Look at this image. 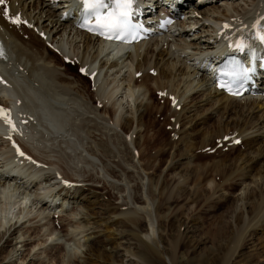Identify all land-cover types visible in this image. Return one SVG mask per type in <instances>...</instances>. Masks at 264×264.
I'll return each instance as SVG.
<instances>
[{
	"label": "bare ground",
	"instance_id": "1",
	"mask_svg": "<svg viewBox=\"0 0 264 264\" xmlns=\"http://www.w3.org/2000/svg\"><path fill=\"white\" fill-rule=\"evenodd\" d=\"M10 1L5 0L4 7L0 5V39L5 45L7 52V55L0 56V108L9 110L14 130L13 126H10L3 118H0V194L7 192L13 194L22 190L24 192L22 194L24 195L20 199L21 201L23 200L22 203L19 201L18 204L9 205L8 209L5 210L2 207L0 208V216L4 215L5 220L9 217L8 215H13L16 208L19 209L16 222L12 223L13 219L11 218V220H8L9 225L6 224V226L8 225L7 227L4 223L0 224V228H3L2 231L4 230L0 232V241L6 235L12 237L20 233L17 238L23 237V247H30L26 249L28 251L27 256H32L30 261H28L30 264H95L94 262L100 259L107 264H115L121 255L119 248H121L122 244L118 241L120 239H127L135 246V251L132 252L130 249L125 248L124 252L126 255L133 256L137 264H163V261L158 257L159 252L153 246L146 244L136 231L141 225L140 212L135 209H128L123 205H109L108 219L111 222L109 225L107 222L102 225L103 221H100V226L97 225L98 222H90V216L87 214L85 206H78L79 208L76 210L72 209L73 211L70 213L72 217L68 221L72 223L75 217L78 227H76L77 229H73L71 236L67 234L66 230L62 232L64 233L63 236L68 237V239L65 238V241L72 243L70 244L71 248L69 246V253L71 251L74 258L70 256L69 259H64L63 246L54 245L49 247V245H46L48 239H52V237L54 238L57 235L58 230L55 228L51 229L49 226L50 228L46 229L49 232L42 239L37 235L38 230L45 225L51 224V222L61 224L64 220H67V218L63 219V217H59L56 210L53 212L52 206L62 193H64L62 196L63 206L67 203H73L71 200L76 199L75 195L82 191V187H72V184L78 181L69 178L63 171L62 173L64 174H60L61 176L59 177H56L58 174L54 175L53 168H49L46 171L44 165L47 162L33 155L34 153L26 148V143L32 142L33 144L38 139L39 142L36 141L35 144H43V139L45 140L49 137L51 132L62 133V136L70 131L80 134L86 128L96 130V127L100 124L102 125L100 128L109 130L118 128L132 143L134 150L137 152V162L140 163V170L145 172L144 174L147 175L149 180V200L151 201L158 196L157 206H154L157 214H162L164 210L165 212L166 210L169 211L172 205L171 200L174 201L176 198L180 199L184 196L186 197V203L191 204V206L196 204L199 198L216 200L217 203L223 201L222 205H227L232 215L230 223H232L231 229L233 230L234 239H236L237 235L240 236V241L241 239H251L256 235L258 230H264V169H253L259 164L260 157L264 156V119L262 120L264 114L260 115V118L254 116L255 114L257 115L255 113L257 110H263L264 113V97L261 93L253 98L248 95L240 99L232 98L220 92L211 82V78L216 72L215 67L220 62L217 60V50L224 52L228 45L227 40L233 34L237 33L239 29L248 30L252 27L250 19L254 18L253 20H255L264 13V0H221L220 4L214 0H207L206 2L200 0L203 3L195 5L196 9L191 10L193 15L184 16L183 19L185 20L179 21L178 25L172 28V32L165 35L156 34L150 41L139 45H121L104 41L95 37V35L81 31L88 47L90 40L94 39L93 41L96 43V46H93L95 56L92 60L100 59L105 51H115L119 56V54L132 50L131 56L135 53L136 56L135 61L132 59L130 61L124 60L119 65L112 64L109 61L108 63H104L106 73L102 76L104 68L99 71L96 70L95 62L85 56L87 51L83 53L82 59H80V67H86L87 74L98 71L95 78H93L95 82L93 83L97 86L94 92H89L85 88L84 91H76L80 94L87 93L90 100L99 106L100 110H103L100 113L104 115V118H99V116H96L97 114L95 115L97 112H93L95 116L93 118L88 116L87 119H90L88 123L82 119L79 124L74 120L76 114L80 112L79 109H74L77 106L73 108L74 111L76 110V113L71 111V107L70 110L67 107V110L64 106V103L66 102L67 104L70 100H73V104H75L74 101L77 102V99H75V96H77L75 89L72 90V87L66 86L73 83L63 73L48 66L49 63H54V66L60 65L59 58L54 56L44 45L51 40L50 43L55 46L56 35H52L51 37V30H47L38 22L34 23L33 19L28 18L24 14L23 9L18 4L16 6L15 2L19 0H13L11 3ZM62 1H65V3L62 5L60 3L63 9L57 18L58 22H60L59 26L64 25L62 14L71 9L70 12L77 13L75 14V20L70 23L74 29L76 27V20H78L79 15L83 12V3L80 0ZM142 1L148 4L151 11H153L151 9L152 6L156 5L157 7L160 4L159 2H151L153 0ZM191 1L187 0V3ZM7 5L9 6L10 16L20 15L22 21H28L29 25L37 28L39 33L47 35L46 40L44 41L36 37V34L34 35L23 24L15 25L11 23L9 18L4 15ZM163 10L167 12L165 9ZM178 13H175L176 16H179ZM225 25L229 26L226 28ZM151 27L153 26L151 25ZM78 31L80 32L79 29ZM148 31L151 30L148 29ZM63 45L58 46L56 44L55 47L63 53ZM252 45L253 48H257L256 55H259L261 51L259 47H256L258 46L257 43L253 41ZM34 48L35 51H33ZM231 48L228 46V49ZM68 52L66 53L68 54ZM62 56L68 57L69 55L64 53ZM260 58L261 56H258V62ZM212 62L215 64L212 65ZM65 67L66 70H71L69 67ZM101 76L105 78L99 82ZM154 91H157L159 94L166 93V96L159 95L155 102L153 99ZM195 95L200 96L202 100L205 98L206 103L212 106V108L214 104L208 103V98L212 95L222 96L217 101L222 103L219 109L223 113L218 119L214 117L215 120L212 123L213 130L211 127L213 135L205 141L203 138V142L202 140L200 141L202 142L201 144H195L194 142V136L196 137L194 135V118L188 117V119L181 115L189 102L195 101ZM172 98L173 100H178L175 105H173ZM40 101L44 103L43 105L41 104L42 109H47L49 114L56 118L54 124L45 122L41 112L43 110L39 107L37 108ZM239 102L243 103V107L237 110L236 107ZM162 104L168 107L167 112L170 119L167 125H172V120L177 116L172 126L173 131L171 132V134H174L176 140L172 141L171 139L168 142V146H171L174 150L172 155H170L171 160L167 170V172L171 171L173 183L167 191L163 190V187L167 183L164 178L158 195H156L152 190L154 187V176H156L158 165L164 161L168 153L166 155V151L160 149L161 145H159L160 143L157 140L156 134L150 132H153L152 129L155 128L153 119L156 116L152 117V115H161ZM178 105H181L180 111L177 110ZM89 110H87V114ZM18 112H21L22 115L19 116ZM245 112H248L247 116L249 119L244 118L240 121L239 117L242 115L246 116ZM235 115H238V117H235ZM223 117H226L224 121ZM30 118H34V121ZM214 118L210 116V119ZM100 120L104 122L101 123L102 121L100 122ZM91 122L94 123L92 127L89 125ZM38 124L42 127L44 126L50 133L46 134L47 131L45 132L41 128H38L39 131H33L36 130ZM177 124L180 126L176 129ZM187 127L189 130L186 129ZM191 128L192 130H190ZM8 131L14 132L17 137L22 136V138L20 137L21 139L18 138L21 145L42 166L14 155L5 139ZM20 132H23L24 136ZM25 133L30 135H26ZM36 134L40 135L37 136ZM205 135H207V132ZM216 135L220 136V139L229 135L230 139L228 141L232 145V148L228 149L225 144V148L223 146L222 149H214L213 154L205 153L202 156L193 154L196 145L201 148L211 146L214 143V139L218 137H215ZM238 139L242 141V144L244 142L243 145L246 148L244 151H242L241 146L235 144ZM183 140H187V142H184L183 147H181L179 144ZM71 146L75 148L77 145L72 144ZM98 146L100 145L98 144ZM108 150V144H103L102 151H100L107 153ZM177 157H182L188 161L181 171H176L180 166L176 159ZM217 157H222V159H216ZM204 159H210L211 161L203 163ZM236 161H239L241 164V167L239 166L236 171L237 174H232L233 170L230 173L226 172L229 163ZM230 166L232 167V164ZM226 173H229V175ZM46 174L48 175L45 176ZM52 179H55L53 182L56 181L53 184L54 189L52 191H43L38 194L32 192L37 183L42 182L38 185V189L42 190L44 187H47L45 186L46 184H51ZM65 181L70 182V185L64 183ZM43 184L44 186H42ZM88 191L92 193L93 189L89 188ZM236 191L239 192L236 193ZM45 201L49 202L48 205ZM26 202H29L30 206H32L31 209L24 210L28 207V203ZM43 215L47 219V222L44 224L41 223L40 218ZM78 216L82 219L81 222H78V219H76ZM111 216L117 217L118 220L113 221V217ZM164 217L168 218V216ZM24 218L27 219L25 222H28V224L32 225L34 223L35 225L38 223L37 229L27 227L25 222H21ZM167 218L166 222L158 219V228L169 229L170 231L174 221H169ZM173 218L176 217L172 216L170 220ZM20 222L21 225L18 226L17 224ZM101 225L105 226V228ZM182 225H185V223H180L179 227L182 228ZM21 226H26V229ZM119 226L122 228L126 227L128 230L125 233L120 231L119 236L114 238L115 236L113 237V234L110 232H114V230L119 231L117 229ZM131 228L132 230H130ZM24 229L25 231L22 232ZM87 231L90 232L88 233ZM170 234L168 233L166 236L160 234L159 239L161 243H165V240L169 239L171 243L168 254L172 258V262L177 264L176 258L180 244L179 240L182 235L181 232L177 233L179 240L173 241L174 238H169ZM6 243L7 246L11 247V250L6 254L5 246H1L0 256L5 254L6 257H12L16 252V247L13 245V241H6ZM240 246L239 243L235 244L228 262L231 257L238 253ZM36 247L38 250L31 254ZM54 251L55 254H53ZM46 258L49 260L48 262L44 261ZM78 258L81 260L78 261ZM24 260L26 259L22 256L20 261L24 262ZM10 264L13 263L11 262Z\"/></svg>",
	"mask_w": 264,
	"mask_h": 264
},
{
	"label": "rangeland",
	"instance_id": "2",
	"mask_svg": "<svg viewBox=\"0 0 264 264\" xmlns=\"http://www.w3.org/2000/svg\"><path fill=\"white\" fill-rule=\"evenodd\" d=\"M12 1L13 0H11L10 3ZM198 1L199 0H197L196 2L199 3ZM15 3H16V6L18 4V6L23 9L24 14H26L28 18L34 20V23L38 22L39 24L44 26V28H46L47 30H51V34H50L51 37L52 35L53 36L56 35L55 36L56 40L54 42L55 46L56 44L58 46L64 44L62 46V50L64 49L63 53L61 51L60 53H57L54 49H51V47L47 44V42L44 45L48 50H50V52L54 56L58 57L60 60V65L54 66V63H49L48 66L50 68H54L57 71L63 73V75L67 77L73 83V84L66 85V86L67 87L69 86V88L72 87L71 88L72 90L75 89V92L77 93V96H75V99H77V102L80 103V105H78L76 101H74L75 104H73L72 103L73 100H70L69 101L70 103L68 102L66 104L65 102L64 106L66 107L67 110L68 108L70 110V107H71V111L73 112H75L77 109L80 110L79 112L80 114L77 112L78 114H76V116L74 117L75 122L79 124L80 121L84 119L85 122L88 123L90 120V119H87L88 116L89 117L91 116L90 118H93L96 114H97L96 116H99V118H102L104 115L101 114L100 112H103V110H100L99 106H97L95 103L92 102V100H90V98L87 96V93L80 94L79 92L76 91V90L84 91V88H85L89 92H94L95 87L97 86V85L95 86L94 84L95 82L93 81V77H92L93 74L91 73L84 74L81 71V67H80L81 60L80 59H82L83 53H86L87 51V54L85 56L91 59V61L95 62L94 65H96L95 66L96 70L99 71L100 69L104 68L102 72L103 74L102 76H104L106 73V68L104 67V63H108L109 61L112 64L119 65V63L120 64L123 63L124 60L130 61L132 59L135 61L136 53L131 56L132 50H129L128 52L124 54H119L118 56V54H116L115 51L114 52L105 51L104 54L100 57V59L92 60L93 57L95 56L94 54L95 49H93V46H96V43L93 41L94 39L90 40L89 47H88V45H86L85 43L86 39L85 40L83 39L84 38V35L82 36L83 33H81V31L79 32L77 28L73 29V27L70 25V23L75 20V12L71 13L67 17H64L63 19L64 25L59 26L60 22H58L57 18H58V14H60L63 9V6H60V3L62 5L65 3V1L63 2L62 0H21L20 2L19 0V1H16ZM1 6L4 7V4ZM6 9L9 10L8 5ZM157 9H160V8H157ZM40 15L42 16L41 19H40L41 17ZM22 24L23 23H21V25ZM23 25L25 28L32 31L34 35L36 34L35 36L38 37L39 39L44 40V41L46 40L47 35H45V38H42L37 28L33 27V25H31V27L28 26L29 25L28 23L23 24ZM49 41L51 42V40ZM88 50L90 51L89 53H88ZM33 51H35V48L33 49ZM67 51H69L68 54L66 53ZM64 53L66 55H69L70 57L69 56L68 57L70 59L73 58L70 63L64 61V56H62ZM65 66L69 67L71 70H66ZM101 77H100L99 82L103 81L102 79L105 78V77L104 78L103 77L101 78ZM159 95L160 94L157 91H154L153 99L155 102L157 101ZM213 95L207 100L208 103L214 104L213 108L212 106L206 103V101L204 100L205 98L202 100L200 96L195 95L194 100L195 101L197 100V101L196 102L190 101L187 108L184 109L185 112L182 111L181 115L183 117L194 118L193 120V123L195 122L194 135H196V137L194 136L195 144L196 143L201 144L203 140L205 141L211 135H213L211 131L212 123L214 122L215 118L216 119L220 118L221 114L223 113V111L219 109L222 106L221 105L222 103H219L217 101L221 99L219 97H222V96H213ZM242 104H243L242 102L237 103V107H236L237 110L243 107ZM75 106L77 107L74 108ZM161 106H162L161 115L160 116L158 114L152 115V117L156 116V118L153 119L155 128L152 129L153 132H150V133L156 134L157 140H159V143H160L159 145H161L160 149L165 150L166 155L167 153L168 155L166 157L164 155L165 159L161 164L159 165L156 164L158 165V169L155 174L156 176H154V187L152 189L156 195H158L161 183L164 178L166 179L167 183H166V186L163 187V190L167 191L170 188V185L173 183V177L171 176V171L167 172V170H168V166L171 160L170 155H172L174 150L171 148V146H168L169 145L168 142L171 139L172 141L176 140L174 134H171V132L173 131L172 126L174 125L175 119H177V116L175 119L172 120L171 122L172 125H167L168 124L167 122H169V119H170L168 112H167L168 107L165 104H162ZM95 107L97 111H95L96 110ZM73 108L76 110L74 111ZM87 110H89L88 114H87ZM177 110L180 111L181 109L177 108ZM84 112L87 116L84 114ZM93 112L94 113L97 112V113H95L94 115ZM255 113H257V115L255 114L254 116H257L259 118L264 114L263 110H257L255 111ZM245 114L246 116L242 115L241 117H239L240 121H242V119L244 118L249 119L247 116L248 112H245ZM210 116H212L213 118L215 117V118L210 119ZM235 117H238V115H235ZM225 119L226 117H223V121ZM263 119L264 118H262V120ZM101 121L102 120H100V122ZM103 122L104 121H102L101 123ZM93 124L94 123L91 122L89 124L90 127H92ZM23 126L26 127L25 124H23ZM179 126L180 125L177 124L176 129L179 128ZM100 127H102L101 124L96 127V130L90 129L91 130L90 131L89 128H86L84 129L83 133L82 132L80 134L77 133L78 135L75 132L70 131L67 134H64V136H62V133H52L51 132L52 133L51 134L50 131L47 130L44 126L42 127L40 124H38L36 127V130H33V131H39L38 128H41L45 132L47 131L46 134L48 132L50 133L49 137H47L45 140L43 139V144H35L36 141L39 142L37 137H35L37 140H35V143L33 142V144L32 142H30L31 143L30 144L28 141L25 140L26 142H28L26 143L27 145L26 148L30 149L32 153H34L33 155H36L42 160H44L45 162H47L44 165L46 171H48L49 168L50 169L53 168L54 175L58 174L56 175V177H59L65 173L68 175L69 178H72L73 180L78 181V182H74L72 184V187H82V191L79 194L75 195L76 199L71 200V202L73 203L71 204L67 203L65 206L62 205V196L64 193H62V195L58 197L57 203H56L57 200L54 202L53 204L54 207L52 206L53 212L56 210V213L57 215H59V217H63V219L67 218V220H64V222L61 224H59L58 222L57 223L51 222V224L45 225L43 228L38 230L37 235L40 236L39 238L41 239L44 235H46L49 232L46 229H49L51 227V229L55 228L56 230H58L57 235H55L54 238L52 237V239L50 238L47 240V244H46L47 246L48 245L49 247H52L54 245H58L60 247L63 246V255H65L63 256L64 259L67 260L69 259L70 256L74 258V256L71 254L72 252L70 251L69 253V249L71 248L70 244L72 243L66 242L65 240L68 239V237L63 236L64 230H66L67 234L68 235L70 234L71 236V232L73 231V229H77L76 227H78L75 221V217L73 218L72 223H69L68 219L72 217L71 216L72 214L70 213H72L73 210L78 209L79 208L78 206H85L86 207L85 209H87V214L90 216V222H95V223L98 222L97 225L100 226L101 222L103 221L102 225L106 224V222L109 225L111 222L108 219L109 205H114V206L123 205L128 209H135L136 211L140 212L141 225L136 231L138 232L140 238L146 244L153 246L159 252L158 257L163 261V264H174V263L172 262V258L169 257L170 255L168 254V251L170 250L171 242L169 241V239H166L165 243H161L159 239V235L161 234L163 236L164 235L166 236L168 233H171L169 235V238H174L173 241H176V239L178 241L179 236L177 235V233L179 232H181V235L182 233L184 232L185 233L180 237V240H179L180 244H179L178 254L176 258L177 264H264V230L263 231L258 230L256 235L251 239L250 238L241 239L240 241L239 235H237L236 239H234V236L232 234L233 230L231 229L232 223H230L232 221V218H231L232 215L230 213V210L228 209V206L222 205L223 201L220 203H217L216 200H208V199L206 200V199L199 198L196 204H193L191 206V204L186 203V199H185L186 197L184 196V197H181L180 199L176 198L174 201L171 200L172 205L169 210L170 212L167 210L165 212L164 210L162 212V214L164 213L163 215L157 214L155 211L156 209L155 207L157 206V203H158V196L151 201L149 200V197H148L149 180H148L147 175L144 174L145 172L140 170L141 169L139 166L140 163L137 162L138 161L137 152L134 150L132 143L129 141V139H127V137L118 128L109 130V129L100 128ZM186 129L189 130L188 127ZM190 130H192V128ZM212 130H213V127H212ZM206 132L208 136L205 135ZM20 133L23 134V132H20ZM25 134L27 135L28 133H25ZM39 135L40 134H38L37 136ZM217 136L218 135H216L215 137ZM228 136L229 135H226L225 137H228ZM20 137L22 138V136H18V138ZM219 137L220 136H218L215 139L213 138L214 143L211 146L201 148L200 146L196 145V148L193 150V154L195 155L197 154V156H200V155L202 156L205 153L213 154L214 149L219 150V149H222L223 146L225 148V144L227 145L226 147L228 149L232 148V145H230L228 141L230 138L228 140H225V137L221 139ZM201 140L202 142H200ZM184 142L186 143L187 140H183L182 143L180 142L179 146L183 147ZM72 144L77 145V146L74 148L73 146H71ZM98 144L100 146H98ZM103 144H106V145L108 144L109 150L107 153L101 152ZM243 144L242 142L236 143V145L241 146L242 151L246 149ZM152 152H155V151H152ZM226 152H227V149H226ZM176 159L178 160V163L180 165L176 171H181V169L186 165V163H188V161L182 157H177ZM216 159H222V157H217ZM210 161H211L210 159H204L203 163L210 162ZM48 163H51V164H48ZM231 164H232V167L230 166ZM263 165H264V156H261L259 159V164H257L253 169H260V170L264 169ZM239 166L241 167V164L239 163V161L231 162L229 163V167L227 169L228 171L226 170V172L230 173V171L233 170L231 173L237 174L236 171L238 170ZM62 171L64 173H62ZM229 173H226V174L229 175ZM47 175L48 174H46L45 176ZM52 177H55V176H52ZM53 180L55 179L51 180V184L50 183L46 184L45 186L47 187H44L42 190L38 189V185L41 184L42 182L37 183L32 189V192L33 193L36 192V194H38L43 191H52V189H54L53 184L56 183V181L53 182ZM42 186H44V184ZM87 188L88 190L89 188H92L93 192L90 193V191H88ZM238 192L236 191V193ZM22 193L24 192L21 190L18 193H13V194H11V192L0 194V208L2 207L5 210V209H8L9 205L11 206L14 203L18 204V202L21 201L20 199L23 198L22 195L24 194ZM103 195H105V197H103ZM47 201H45V203H47ZM22 202L23 200L21 201V203ZM26 203H28V207L24 210L31 209L32 206H30L29 202H26ZM84 211L85 210H83V212ZM13 215L12 214L8 215L9 217L6 218V220H5L4 215L0 216V224L4 223L6 226V224H8V220L9 219L11 220V218L13 219L12 223L16 222L17 220L16 216L19 215V209L16 208ZM161 215L163 217L168 216V218L167 217L163 218ZM172 216H175L176 218H173L172 220H170ZM79 217L80 216L76 217V219H78V222H81L82 219H80ZM111 217H113L112 219L113 221L118 220L117 217H114V216H111ZM40 218L42 221L41 223L44 224L45 222H47L45 215L41 216ZM166 218L169 221H174V223L172 224L170 228V231L169 229L165 230L164 228L163 229L158 228V224H157L158 219L166 222ZM26 220L27 219L24 218L22 219L21 222H25ZM21 222L18 223L17 225L18 226L21 225ZM25 223L27 227H33L35 229H37L36 226H39L38 223H36L37 225L36 224L34 225V223L32 225L28 224V222H25ZM180 223H185L186 227L185 225H182V228L179 227ZM26 226H21V227L25 228ZM102 227L105 228V226H102ZM102 227L101 229H103ZM2 229L3 228H0V232L4 231V230L2 231ZM25 229L22 230V232H24ZM117 229L119 231L114 230V232H110L113 234L112 235L113 237L115 236L114 238L118 237L119 236L118 234H120L121 232L125 233L128 230L126 227L122 228L120 226ZM130 230H132V228ZM87 232L89 233L90 231H87ZM19 234L20 233H18L15 236H12L14 237L13 239H11L12 237H8L9 235H6L0 241V248L1 246L4 245L6 254L9 253V251L11 250V247L7 246L6 241L7 242L13 241V245H15L16 247L15 249L16 252L14 253L12 257L11 256L6 257L5 254L0 256V264H10L11 262L13 264H30L28 263V261H30L32 256H27L28 251L26 250L27 248H30V247L28 246L23 247V244H24L23 237L17 238ZM118 242L122 244L121 248H119L121 251V255L118 257L115 264H137L133 256L129 254L126 255V253L124 252L125 248L130 249V251L132 252L135 251V246L132 245V243L129 242L127 239H120ZM236 243L237 244L239 243V245L241 246L238 249V253L235 256L231 257L228 262V258L230 254L233 252L234 246ZM37 250L38 248L36 247L35 250H33L31 254H33ZM53 254H55V251L53 252ZM22 256L23 258L26 259L24 260V262L20 261V258H22ZM80 260L81 259L78 258V261ZM44 261L48 262L49 260L46 258L44 259ZM94 263L95 264H102V263L107 264L103 262V260L101 259L97 260ZM57 264H64V263H57Z\"/></svg>",
	"mask_w": 264,
	"mask_h": 264
},
{
	"label": "snow or ice",
	"instance_id": "3",
	"mask_svg": "<svg viewBox=\"0 0 264 264\" xmlns=\"http://www.w3.org/2000/svg\"><path fill=\"white\" fill-rule=\"evenodd\" d=\"M5 0H0V5H3ZM84 9H85V23L81 24V27H88L89 31H97L101 35H106L107 38L112 39H122L128 36H131L135 39L136 32L141 25L134 24L132 21L133 15V4L134 0H113L111 7L109 4L105 3V0H83ZM103 9H109L106 13L102 11ZM4 15L9 18L10 22L19 25L21 23L27 24V21H22L20 16L9 15V10H4ZM88 15L95 16V25H88L87 18ZM264 19V18H261ZM169 23L171 21H168ZM31 27V25H28ZM227 28L228 25H225ZM253 28L256 29V39L260 42H264V30L260 28V22L257 21L256 24L253 25ZM231 46V45H230ZM237 50L243 51L247 47V43L243 37L240 38L234 45ZM4 55L3 48L0 47V56ZM82 72H85V69H81ZM249 69L244 67L243 65H231L228 66L226 70H221L220 75L226 77L222 82H220L219 86L221 88H226L228 91H232L234 84L242 77H246ZM233 94H239L233 93ZM164 95V93H161ZM0 118H3L7 124L10 126L14 125L13 121L10 117L9 110L4 108H0ZM10 138V137H9ZM23 155V153H20Z\"/></svg>",
	"mask_w": 264,
	"mask_h": 264
}]
</instances>
